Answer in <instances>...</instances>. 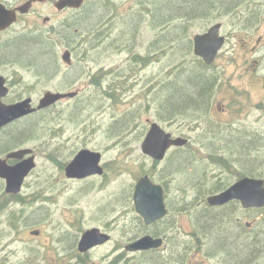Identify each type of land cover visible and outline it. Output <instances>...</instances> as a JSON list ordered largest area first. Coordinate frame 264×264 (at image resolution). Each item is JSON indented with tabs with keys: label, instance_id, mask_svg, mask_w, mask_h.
I'll return each mask as SVG.
<instances>
[{
	"label": "rangeland",
	"instance_id": "obj_1",
	"mask_svg": "<svg viewBox=\"0 0 264 264\" xmlns=\"http://www.w3.org/2000/svg\"><path fill=\"white\" fill-rule=\"evenodd\" d=\"M146 1L149 3V0H89L83 12H80V17L85 16V11L91 9L94 12L102 6L97 14L101 19L104 16L105 20L94 27L95 32L87 33L85 29H80L79 35L87 40L92 32L94 33L89 38H93L95 33L103 32L106 38L100 46L86 52L78 51L76 58L71 57V68L61 60V55L67 50V43L58 44L61 38L59 34L54 38L58 44L57 47H52L58 69L57 88L66 92L77 91L78 96L71 102H62L52 110L43 112L37 121L39 125H35L34 118L28 119L34 122L31 125L34 133L29 137L26 135L25 146L33 149L38 166L37 171L23 186L21 194L26 203L24 208H4L0 196V264H68L70 257L55 254L56 249H60L57 237L62 233L55 231L57 217L67 221V218L64 219L59 214L69 212L67 203L71 201L81 203L79 207H84L86 214L92 211L93 206L109 207L110 200L105 196L114 190L119 192V200L123 205V237L116 242L112 241L99 252L103 256L113 248L119 249L117 244L125 247L143 231L131 205L132 189L139 178L152 172L157 181L167 184L165 196L171 209L168 219L174 226L173 236L169 241V264H177L176 260L180 259L182 249L186 250L182 258L185 264H190L189 260L193 262V259L195 263L192 264H226V258L216 253L212 240L204 234L207 224L199 218L201 212H198L213 211H207L205 199L212 195L208 193L215 192L214 168L216 162L223 159L220 157L222 154H235V159L238 160L241 158L238 156L240 153L244 159L250 158L253 165L258 160L264 163V150H259L264 147V129L254 131L258 134L252 137L258 138V141H254L253 148L246 151L248 155L239 145H233L222 152L218 146L222 148L224 144L217 141V137L228 138L226 141L237 144L240 143L238 138L242 137L239 134L225 136L221 130L222 122L251 123L253 125L250 126L257 129H260L259 125H264L260 121L264 118V110L256 111L251 103L261 94L264 65L255 67L256 71L253 73L256 82L253 85L250 84L253 73L243 78L237 75L233 77V81H229L237 69L229 52L225 51L229 59L223 57L217 64H213L212 69L208 67L206 70L213 77L214 83L204 116L199 119L179 117L172 122L165 121L158 103L159 97L162 98V89L188 63L195 62L197 57L192 52V38L203 32L198 21L186 23L184 45L187 52L185 54L182 49L175 54L174 45L163 46L157 42L167 30L155 24L152 5L146 4ZM108 5L112 10H109ZM127 19L134 24L133 33L123 31V21ZM121 31L124 38L119 35ZM48 38L51 43V36L48 35ZM130 38L134 47L127 45ZM115 41L121 43L117 48L112 45ZM133 55L141 56L143 64H133L130 60ZM51 62L52 59L48 58L42 61L40 67L49 68ZM215 68L219 71L218 79L212 73ZM98 74L100 86L97 87L93 84V79ZM230 84L235 85L234 90ZM128 119L126 127L121 129L122 123ZM147 120L155 122L173 137L188 140L184 147L170 149L165 160L156 168L140 151L141 142L149 128ZM246 145L250 146L251 143L247 142ZM81 150L104 154L102 163L106 173L102 182L104 179L111 182L105 192L100 190L99 180H89L86 184L78 185L75 192L68 187L70 183L65 180L64 166ZM236 162L233 157L226 156L224 163L227 168H221V171L227 174L229 166ZM175 165H178L179 170L186 168L185 172L180 174L176 167L173 168ZM192 176L196 178L192 180ZM191 180L197 183L202 180L200 196L192 189ZM236 215L243 227L246 222H252L256 227L260 224L264 228V211H245L238 207ZM117 217L118 214L112 213L109 221L114 222ZM84 227L91 226L85 222ZM157 228L162 232L160 225ZM38 229L44 233L39 241L34 238V234L30 235L31 231ZM178 229L181 230L180 233ZM65 230H71L77 236L76 229L71 224L68 226L66 223ZM123 259L124 264H150L151 257L126 254ZM89 260L87 264L102 261L101 256L95 257L94 254L90 255Z\"/></svg>",
	"mask_w": 264,
	"mask_h": 264
},
{
	"label": "flooded vegetation",
	"instance_id": "obj_2",
	"mask_svg": "<svg viewBox=\"0 0 264 264\" xmlns=\"http://www.w3.org/2000/svg\"><path fill=\"white\" fill-rule=\"evenodd\" d=\"M60 0H0V12L2 14L8 13H15L16 15V22L11 24L4 30L0 31V51L1 49L6 48L10 42L14 41L15 39L19 38L21 35H27L29 39L33 38L35 35L41 36L43 39L49 40L48 35L51 36V47H57L58 44H65L62 33L63 31L59 32V29L62 28L64 23L74 21L79 19V14L86 6L89 0H86L84 4L81 6L80 9H74L70 7H64L62 9H58L57 5ZM216 7V6H215ZM22 9V11H21ZM77 17V18H76ZM200 27H202L201 32L202 34L206 33L211 26L218 27V33L220 37L224 38V44L222 48L219 50L218 54L215 57L214 63H218L223 57L224 59H229L231 57L232 62L235 63L237 72L232 74V77L229 81H233V77L237 76L239 78L246 77L248 74H252L256 71L255 67H258L260 64L264 65V0H229L226 6L223 8L216 7L212 9V13L202 19L199 20ZM73 26L70 27L72 29ZM75 35L77 36L78 42L83 45L86 41V38L80 36L78 38V31L73 30ZM60 35L61 38L59 39V43L57 44L54 41L56 35ZM77 39L72 40V44ZM54 43H53V41ZM71 43H67L68 47L66 46L65 51H69L70 56L75 54L72 53L71 49H73V45ZM229 52V57H227V53ZM232 52V54H230ZM138 56V55H137ZM73 58V57H72ZM71 58V59H72ZM132 58V59H131ZM131 62L135 61L134 58L131 57ZM128 59V58H127ZM22 61L18 59H7L4 60L3 56L0 54V107L6 108L9 106H14L20 104L21 102H25L28 100V105L30 109H33L30 114L24 115L20 118H17L6 125L0 128V164L6 167H14L19 164H22L24 161L29 159L30 157L33 159L32 164L33 168L28 173L24 182L22 184V189L30 177L37 171V164H36V155L34 154L33 149L26 148V136L22 135V137L17 141L16 138H8L5 137L9 134L10 131L15 130L19 126H23L30 122L29 118H34L36 123L35 125H39L40 123L37 122L40 119V116L43 112L52 110V108L58 104H61L65 101H72L77 98L78 94H76L71 99H64L59 102H56L49 108L45 109H38L41 99L47 93H66L64 90H58L57 88V77H58V69L55 68V72H45L41 70L43 74L36 72L32 69L31 65L29 64H20ZM213 63V64H214ZM208 66L212 69V66ZM28 65V66H27ZM30 66V67H29ZM214 68V67H213ZM218 68V67H217ZM215 68L212 70L213 75L216 79H218L219 71ZM255 73L252 74V80L250 84H254L256 80L254 79ZM43 75V78H42ZM261 94L257 100L254 102H250L254 104L256 111H263L264 110V73L261 74ZM56 83V85H55ZM231 88H235L234 84H230ZM234 90V89H233ZM76 92V91H74ZM219 110V108H218ZM261 122H264V118L260 119ZM221 130L225 136H230L231 134H239L242 137L238 138V141H256L258 138H253L252 136L258 134L254 132L255 130H263L264 125H259L260 129L252 128L249 123L243 122H222ZM8 127V128H7ZM176 137V136H175ZM225 139H218L220 141L227 140ZM264 140V139H263ZM258 141V140H257ZM222 144V143H221ZM172 148H180V147H172ZM170 148V149H172ZM169 149V150H170ZM218 149L222 152L225 149L220 148ZM30 150L31 152L24 153L22 156L14 157L11 154L13 153H20V151ZM168 150V152H169ZM167 152V153H168ZM78 152L73 155L72 160L76 156ZM101 155L100 163L103 173L102 175H94L90 177H85L82 179L78 178H67L65 174V167L70 163L66 164L63 169L64 177L67 182L70 183L68 187L75 192L76 187L78 185L86 184L87 181L92 180L97 182L100 181V190L104 191L110 185L111 182H107L104 179L102 182L104 175L106 173L105 165H103V157L104 154L99 152ZM26 156V157H25ZM167 156V154H166ZM226 156L233 157L235 164H231L229 166V170L227 174L221 171V168H227L224 163ZM220 157H223L222 160H218L216 162V167L214 168L213 177L215 183H213L214 193L219 194L231 186L237 184L238 182L244 179H252V180H261L264 182V172L259 171L258 173L251 174L250 171H246V166L250 165L249 161L246 159H235L236 155H226V153L222 154ZM148 158V157H147ZM166 158V157H165ZM164 158V160H165ZM150 159V158H149ZM71 160V162H72ZM151 160V159H150ZM162 161L155 162L153 160V168H156ZM214 161V159H212ZM235 170V172L231 171ZM248 170V169H247ZM232 172L230 177L229 173ZM152 183L161 186L163 189V197H164V204L166 208V215L154 222L153 224L145 225L143 220L139 215H136L139 224L143 231L136 238L132 239L130 242H135L141 237L150 236L152 235L153 239H160L162 241L161 245L155 249H150L145 251H138V252H127L122 248L121 245L117 244V248H113L110 253L101 255L99 250L106 248L107 245L111 244L112 241L116 242L118 239L120 240L123 237V225H122V218H123V205L119 200V192L114 190L110 191L105 197H108L110 200L111 206H93L92 211L90 213H85L84 207H79L81 203L77 201L68 202L66 214H59L64 219L67 218V221L58 218L55 231L62 232L58 237V247L60 249H56L55 254L61 255L65 257H70V261L68 264H87L90 262L89 257L91 254H94L95 257L101 256V262L90 263V264H124V255H141L142 257L150 256L151 259L149 260L150 264H169L170 263V249H169V241L172 233V225L170 219H168V215L171 212L169 208V204L167 203L168 198L165 196V189L167 184L162 181H157L155 179V175L152 173L146 174ZM229 176V178H228ZM140 179V178H139ZM153 179V180H152ZM231 179V180H230ZM227 180V181H226ZM233 180V181H232ZM138 181V180H137ZM136 181V182H137ZM232 182V183H231ZM136 184V183H135ZM135 186V185H134ZM81 188V187H80ZM134 188V187H133ZM78 190V189H77ZM134 190V189H132ZM220 190V191H219ZM22 192V190H21ZM19 192L18 194H8L5 191V181L0 179V196H1V203L4 208L15 207V208H24L26 205L25 201H23V195ZM133 195V192H132ZM131 195V205L133 207V200ZM13 200V201H12ZM229 204H236L237 211L238 207L245 211H253L256 212H263V208H242L239 201H231L225 205ZM223 205V207L225 206ZM208 206V205H207ZM222 206L212 207V209H218ZM236 212H232L230 215L232 218L236 215ZM99 212L100 215H99ZM135 212V210H134ZM114 213L115 215L118 214V217L115 218L114 222L112 220L109 221L110 214ZM136 214V212H135ZM68 218L70 219L68 221ZM103 218V219H102ZM240 219L237 217L235 221L239 224ZM87 222L90 225L91 230H97L98 234H101L106 237L104 243L102 244H94L91 248H88L84 251L80 250L79 244L82 236L90 231V228H85L84 223ZM66 223L68 226L74 227L77 232V236H74V233L71 230H65ZM75 224L77 226H75ZM144 224V225H143ZM157 224V225H156ZM246 230L250 231L256 228V224L252 222L245 223ZM162 227V232L158 230L156 226ZM240 225V224H239ZM153 229V230H152ZM157 232H156V230ZM153 231V232H152ZM65 232V233H64ZM180 233L181 230L178 229ZM153 233V234H152ZM158 233V234H157ZM160 233V234H159ZM162 233V234H161ZM35 235L34 238L39 241V237L44 235L42 231L39 229L36 231H31L30 235ZM157 234V235H156ZM156 235V236H154ZM170 235V236H169ZM81 237V238H80ZM129 244V243H128ZM56 248V247H55ZM162 248V249H161ZM159 252V253H158ZM142 253V254H141ZM186 250L182 249V253L180 255V259L176 260L177 264H185L183 261V256H185ZM184 254V255H183ZM189 263H195V259L193 262L189 260Z\"/></svg>",
	"mask_w": 264,
	"mask_h": 264
},
{
	"label": "trees",
	"instance_id": "obj_3",
	"mask_svg": "<svg viewBox=\"0 0 264 264\" xmlns=\"http://www.w3.org/2000/svg\"><path fill=\"white\" fill-rule=\"evenodd\" d=\"M228 1L229 0H149V3L146 1V4L152 5V14L157 20H155V24L160 26V28H163V30H167V33L164 36L160 35L161 38L157 42L163 46H165V44H171V46L174 45L175 54L182 49L186 54L187 49L184 45V29H186V23L188 24L194 20L199 22V20L208 17L212 13V9H215L216 7L223 8ZM101 7L96 8L94 12L91 9L85 11L84 17L81 18L79 14V19L64 23L60 29L63 31L62 38L65 42L71 43V41L77 37L72 33V29H70L71 26H73L78 32L80 29H85V32L90 33L91 31H94L93 29L95 26L102 24L105 17L103 16L101 19L97 14V12L101 10ZM108 7L109 10H112L110 5H108ZM123 22V31L128 32L127 34L133 33L134 24H132V21L127 19ZM96 23L98 24L95 25ZM123 31L119 33L120 36L121 34H124ZM94 32L89 34L87 42L93 39L89 37ZM124 37L125 36H121V38ZM48 43L50 45H47L39 35H35L31 39H29L27 35H21L19 38L10 42L6 48L1 49L2 51H0V54L3 56L4 60L13 58L22 61V63L24 62L31 65L32 69L40 74L53 72L55 60L51 43ZM100 44H102V42L97 41L95 47L100 46ZM82 46L85 47L86 44L83 43ZM71 51L73 53L74 49H71ZM72 57L76 58L75 54L72 55ZM48 58L52 59L50 67H40L42 61L48 60ZM133 58L135 61L132 63L140 65L141 56L133 55ZM68 67L71 68L72 66L70 65ZM207 69L208 66H206L201 59L197 58L195 59V62L188 63V66L182 71L180 70L172 82L163 87L161 94L162 98L159 97L160 101L158 103L162 116H165V121L172 122L179 117L187 119L195 117L196 119H199L204 116L208 108V100L213 91L212 87L214 83V79L207 73ZM41 70H44L45 72L42 73ZM206 73L208 75H206ZM99 78L100 75L98 74L93 79V84L97 87ZM128 121L129 119L122 123L121 126L123 127L121 129L126 127ZM33 123L34 122L31 121L23 126H19L15 130L10 131L5 137L16 138L17 141L22 135H27V137H29L31 136L30 134L34 133V128H31ZM25 127H27L26 130ZM217 138L224 139L221 137ZM217 141L224 144L223 149L225 150L233 145H239L246 155H248L246 151L253 148L254 144V141H250V146L246 145V141H239L240 143L237 144H233L226 140ZM259 150H264V147H261ZM238 156L241 157L240 159H244L242 154L238 153ZM247 159L250 165H247L246 168H244L246 171H250L251 174L258 173L259 171L264 172V163H262V160H258V162L253 165L252 160L250 158ZM177 166L175 165L173 168L176 167L180 174L181 172H185L186 168L179 170ZM192 178V180H194L196 177L192 176ZM192 180V189L196 190L197 195L200 196L199 192L203 182L201 180L200 183H197ZM208 194L210 195L211 193ZM208 210L213 211L210 213L205 211L198 212H201L199 218L207 224L204 227V230L206 231L204 234H207L212 240L213 247L216 248V253L226 258V264H264V228L262 229L260 224L250 231L237 224L235 221L236 216L232 218L230 215L232 212L237 211L236 204L225 205L218 209H212V207L208 206L207 211Z\"/></svg>",
	"mask_w": 264,
	"mask_h": 264
},
{
	"label": "water",
	"instance_id": "obj_4",
	"mask_svg": "<svg viewBox=\"0 0 264 264\" xmlns=\"http://www.w3.org/2000/svg\"><path fill=\"white\" fill-rule=\"evenodd\" d=\"M86 0H60L57 8L70 7L79 9ZM22 11V9H21ZM16 22L15 13L2 14L0 12V31L6 29ZM224 44V38L219 36L218 27L211 26L204 34H197L192 38L193 55L203 61L206 66L214 63L215 57ZM61 60L66 66L71 65V57L68 51H64ZM77 92L69 93H47L43 96L38 109L49 108L56 102L64 99L73 98ZM33 109L29 108L28 100L20 104L0 107V128L7 123L30 114ZM149 128L141 142V154L155 162L162 161L168 150L172 147H183L188 140L182 137H172L165 132L155 122L146 121ZM30 150L20 151L11 154L14 157L30 153ZM101 155L99 152L90 150L79 151L72 162L65 167L67 178L82 179L94 175H102L103 170L99 165ZM33 159L30 157L22 164L14 167H6L0 164V179L5 181V191L8 194H18L28 173L32 170ZM133 207L137 215L141 217L144 224L150 225L162 219L166 215L164 204L163 189L161 186L152 183L148 176L141 177L135 184L133 195ZM231 201H239L242 208H263L264 207V182L261 180L244 179L231 186L227 190L208 196L206 202L211 207L223 206ZM106 237L98 234L97 230L86 232L79 244L80 250L84 251L91 248L94 244L104 243ZM160 239H153L144 236L135 242L127 244L124 249L127 252L147 251L161 245Z\"/></svg>",
	"mask_w": 264,
	"mask_h": 264
},
{
	"label": "bare ground",
	"instance_id": "obj_5",
	"mask_svg": "<svg viewBox=\"0 0 264 264\" xmlns=\"http://www.w3.org/2000/svg\"><path fill=\"white\" fill-rule=\"evenodd\" d=\"M73 30H76L74 27L72 28ZM72 33L75 35V33L72 31ZM82 33V32H81ZM78 34V37H80V35H79V32L77 33ZM103 35H104V37H103ZM104 38H106L105 37V33H103V32H101V33H95L94 34V37H93V39L91 40V41H88L87 42V40L84 42V44H86L87 46H85V47H83L82 46V44H80L79 42H78V39H77V37H76V39H77V41H74V43L72 44V41H71V44L73 45L72 47H73V49H74V52H75V57H77V55H78V51H84V52H86V51H88L90 48H92L93 49V47H95V45H96V42L97 41H101L102 43H103V41H104ZM46 43H47V45H50L48 42V40H46V39H43ZM64 40V39H63ZM73 40H75V39H73ZM64 42H65V40H64ZM88 44H87V43ZM66 43V42H65ZM118 41H115V43L114 44H112L113 45V48H117V46H119V45H121V43L119 42L118 44ZM101 45V44H100ZM127 45H130V46H132V47H134V45H133V43H132V38H130L128 41H127ZM143 62H144V59L143 58H141V63L140 64H143ZM20 64H24V63H21L20 62ZM98 86H100V83H98ZM8 128V127H7ZM210 150V149H209ZM26 157V156H25ZM37 166H38V164H37ZM210 170V169H209ZM233 171V170H232ZM231 177V176H230ZM228 178H229V176H228ZM156 179V178H155ZM153 180V179H152ZM231 180V179H230ZM227 181V180H226ZM233 181V180H232ZM232 183V182H231ZM131 188V187H130ZM128 189V188H127ZM134 189V188H133ZM167 189V188H166ZM129 190V189H128ZM220 191V190H219ZM131 194V193H130ZM129 194V195H130ZM212 194V193H211ZM176 195V194H175ZM173 198H175L176 199V197H173ZM172 198V199H173ZM178 198V197H177ZM173 201V200H172ZM169 202H171V201H169ZM237 202V201H236ZM216 208V207H215ZM222 208V207H221ZM254 209V208H253ZM171 210V209H170ZM175 210V209H174ZM252 210V209H251ZM173 211V210H172ZM173 213V212H172ZM137 215V214H136ZM135 216V215H134ZM103 219V218H102ZM136 219V218H135ZM138 220V219H137ZM161 221V220H160ZM168 223H170V222H168ZM144 225V224H143ZM157 225V224H156ZM150 226V225H149ZM173 226V225H172ZM148 227V226H147ZM156 227H159V226H156ZM174 227V226H173ZM90 230H91V228H90ZM153 230V229H152ZM156 230V229H155ZM176 231V230H175ZM153 232V231H152ZM156 232H157V230H156ZM153 234V233H152ZM158 234V233H157ZM156 234V235H157ZM160 234V233H159ZM162 234V233H161ZM156 235H154V236H156ZM170 236V235H169ZM151 237H152V235H151ZM81 238V237H80ZM142 238V237H141ZM140 239V238H139ZM130 243V242H129ZM155 249V248H154ZM162 249V248H161ZM142 252V251H141ZM146 252V251H145ZM148 252V251H147ZM159 253V252H158ZM142 254V253H141Z\"/></svg>",
	"mask_w": 264,
	"mask_h": 264
}]
</instances>
